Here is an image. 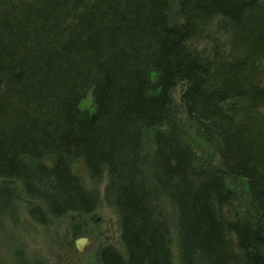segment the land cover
<instances>
[{"label": "trees", "instance_id": "obj_1", "mask_svg": "<svg viewBox=\"0 0 264 264\" xmlns=\"http://www.w3.org/2000/svg\"><path fill=\"white\" fill-rule=\"evenodd\" d=\"M170 3L0 0V228L21 200L40 224L91 213L98 193L70 170L81 158L93 179L106 167L119 222L123 251L99 250L100 263L175 264L168 217L151 205L164 200L177 264H264V0H177L179 24ZM178 83L220 167L184 139ZM226 172L246 186L242 214ZM13 258L0 264H42Z\"/></svg>", "mask_w": 264, "mask_h": 264}, {"label": "rangeland", "instance_id": "obj_2", "mask_svg": "<svg viewBox=\"0 0 264 264\" xmlns=\"http://www.w3.org/2000/svg\"><path fill=\"white\" fill-rule=\"evenodd\" d=\"M168 20L170 24L182 22L181 15L178 12L177 0H171L168 10ZM183 87L182 83L176 85L172 95V109L177 117L184 139L192 146L200 162L206 160L220 167L218 154L199 138L195 132L194 124L185 113L184 106L180 100ZM80 107L87 109L89 112L93 111L94 106L90 92L82 99ZM159 130L162 132L168 131L167 127L164 126L160 127ZM152 133L147 132L143 134V153L149 154L155 149ZM70 170L78 178L86 191L98 193V203L93 211L82 217L68 214L59 219L50 218L45 224H40L28 216L26 204L21 200L17 222H12L8 217L2 218V227L0 228V261L13 263V256L15 251L18 250L30 262L41 261L42 264H99L98 252L101 247L110 246L117 251H123L117 214L104 199V192L108 186L106 173L103 172L101 178L97 180L91 178L81 158L70 161ZM225 183L234 191L238 214H242L247 202L244 181L226 172ZM151 205H156L157 207L161 205L159 208L168 217L171 227L172 254L174 263L177 264L175 259L177 233L174 228L175 223L171 219V213L170 216L168 215V202L161 200L158 203L152 202ZM80 237H85L87 242L81 251H77L74 243ZM65 257H67L68 261H66Z\"/></svg>", "mask_w": 264, "mask_h": 264}, {"label": "water", "instance_id": "obj_3", "mask_svg": "<svg viewBox=\"0 0 264 264\" xmlns=\"http://www.w3.org/2000/svg\"><path fill=\"white\" fill-rule=\"evenodd\" d=\"M86 241H87V239L84 238V237L76 239V240H75V246H76V249H77L78 251H80V250L83 248V246H84V244L86 243Z\"/></svg>", "mask_w": 264, "mask_h": 264}, {"label": "bare ground", "instance_id": "obj_4", "mask_svg": "<svg viewBox=\"0 0 264 264\" xmlns=\"http://www.w3.org/2000/svg\"><path fill=\"white\" fill-rule=\"evenodd\" d=\"M179 127H180V126H179ZM103 172L106 173V177H107V179H108V175H107V169H106V167H103V168H102L101 176H102ZM101 176H100V178H101ZM106 247H110V246H103V247L100 248V250H102L103 248H106ZM98 260H99V257H98ZM99 264H102V263H100V261H99Z\"/></svg>", "mask_w": 264, "mask_h": 264}, {"label": "flooded vegetation", "instance_id": "obj_5", "mask_svg": "<svg viewBox=\"0 0 264 264\" xmlns=\"http://www.w3.org/2000/svg\"><path fill=\"white\" fill-rule=\"evenodd\" d=\"M66 261H68L67 257H65Z\"/></svg>", "mask_w": 264, "mask_h": 264}]
</instances>
